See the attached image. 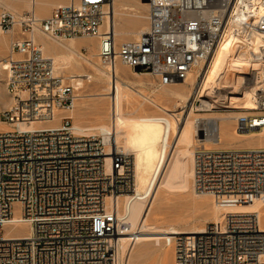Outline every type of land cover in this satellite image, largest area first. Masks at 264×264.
<instances>
[{"label":"built area","instance_id":"obj_1","mask_svg":"<svg viewBox=\"0 0 264 264\" xmlns=\"http://www.w3.org/2000/svg\"><path fill=\"white\" fill-rule=\"evenodd\" d=\"M147 2L148 29L121 43L111 27L114 0H67L46 18L1 11L0 28L13 35L10 55L0 61L14 102L1 115L12 129L0 131V264H126L120 240L131 225L120 214L118 198L136 191L132 157L115 139L107 143L101 134L77 133L70 114L82 86L56 73L38 35L60 42L96 38L104 65L119 61L148 73L157 89L202 70L232 18H239L237 31L246 42L264 36V0ZM257 101L258 112L236 118L237 131L264 127V91ZM57 116L56 127H29ZM195 189L264 199V149L198 150ZM17 223L28 224L30 235L7 236ZM166 240L174 247V264H264V231L256 213H228L221 226Z\"/></svg>","mask_w":264,"mask_h":264},{"label":"bare ground","instance_id":"obj_2","mask_svg":"<svg viewBox=\"0 0 264 264\" xmlns=\"http://www.w3.org/2000/svg\"><path fill=\"white\" fill-rule=\"evenodd\" d=\"M66 2L59 1L57 6L66 4ZM51 3L52 0H0V6L7 7L9 11L18 16L26 9L29 10L26 12L34 11L41 17L40 10L43 8L42 6L44 4L50 5ZM147 5L149 6V4ZM147 5L143 0H114L111 10V27H114L117 41L121 40L124 35L130 34V32L138 34L135 39L137 40L148 29V14L142 13L146 8L149 10ZM142 19H147V25L140 32L128 29L132 25L139 24ZM237 30H240L239 18H232L226 27L225 35L204 68L190 75L185 82L174 84V88H169L168 91H163L165 93L162 95L154 97L122 78L117 64L116 67L112 68L106 65L107 70L101 67L98 61L94 60V56H98V53L85 56L76 49L75 38L61 42L54 40L66 51L64 55L60 56L55 54V46L45 40L46 36L38 35L37 37V41L41 42L45 54L54 60L57 74L63 70L70 69L74 72L70 77H75L79 85H83L85 78L90 81L93 78V74L83 71L81 64L78 62L79 60L76 59L78 57L97 70L96 77L98 79L102 80L105 76L109 77L107 94L111 99V124L102 123L95 126H82L77 123L74 126L77 133L81 135H95L96 131H99L107 143L115 139L118 149L132 157L136 174V191L133 194H125L118 198L120 214H126L128 222L131 225L129 232L122 236L120 240V252L122 258L126 260V264H142L143 262L146 263V261H155L156 264H170L171 261L174 264V247L172 244L167 243L166 238L171 236V234L205 232L208 225H210L209 223L202 227H189L183 226L181 222H161L157 218L150 219V213L162 187L171 193L192 192L197 196L211 194L199 193L195 189V156L198 150L193 149V144L194 140L199 136V127L201 125L199 123H201L200 120L202 118L195 116L192 110L194 98L197 97L201 101V106L196 107L197 110L204 108L212 109L214 106L216 107L220 103H223L234 110H248L250 111L248 114L254 115L255 112H258L259 104L257 99L260 93L264 91V56L262 54L264 36L262 33H258L255 34V37L250 42H246L243 33ZM2 31L3 29L0 28V33ZM90 46L93 51L98 48L92 42ZM233 59L235 61L231 62ZM3 65V62H0V77L4 71ZM228 68L231 76L247 75L250 71L255 70V85H246L242 82L228 80L225 84H220L219 81L224 77ZM136 74H139V72L136 71ZM1 81L2 79H0ZM222 88L228 89V93L223 97L218 94V90ZM136 94L142 96L150 104L158 107L164 115L134 116L135 112L145 108L143 101L139 102L136 100ZM163 98L176 99L174 108L163 105ZM125 104L133 105L131 106L134 109L132 114L125 111ZM179 107L182 110L178 112ZM239 113L242 114L241 111ZM56 119H58V116ZM0 122V131L12 129V125L3 121ZM38 123L32 124L29 127H56H37ZM207 123L209 124L210 122ZM208 127H213V125H208ZM237 133L251 137H264V127L247 132L237 131ZM110 160L109 158L108 161L110 162ZM241 199L239 200L240 202ZM243 200L244 206L253 207V211L256 212L229 211L223 215L221 222L212 224L221 226L228 213H259L261 229L264 231V199L253 198L246 201L243 198ZM109 203L113 205V200L109 199ZM114 204L116 205V201H114ZM22 228L25 229L24 233H17ZM30 233L29 225L23 223H17L14 227L7 230V236L9 237H26ZM163 240L167 246V250L174 253L172 260L168 253H162L164 255L161 254L160 256L159 246H161ZM151 244L155 246L154 249H148L142 251L137 256H132L137 245L147 246Z\"/></svg>","mask_w":264,"mask_h":264},{"label":"rangeland","instance_id":"obj_3","mask_svg":"<svg viewBox=\"0 0 264 264\" xmlns=\"http://www.w3.org/2000/svg\"><path fill=\"white\" fill-rule=\"evenodd\" d=\"M146 5L148 4L147 0H143ZM49 4H44L41 12V17L44 12L47 11V7ZM148 6V5H147ZM149 7V6H148ZM2 10H9L7 7L0 6V13ZM52 10V8H51ZM29 10H23L26 12ZM148 8L144 9L142 13L148 14ZM21 13V14H22ZM20 14V15H21ZM147 25V19L140 20L139 24L132 25L128 29L130 31H138L140 32L144 29ZM16 30H20L17 27ZM138 34H134L130 32V34H126L122 37L121 40L117 41L119 43L125 41H133L137 38ZM45 38V37H44ZM13 35L9 32L2 31L0 33V59H4L10 55L11 52V43H12ZM86 39V38H83ZM96 39V38H94ZM46 41L50 42L55 46V54L56 55H64L66 51L60 46V44L54 40H50L45 38ZM97 40V39H96ZM98 41V40H97ZM40 42V41H39ZM91 42L88 43H76V49H78L81 53L85 56H91L93 53H98V46L95 44L96 50H92L90 46ZM94 60L98 61V64L106 68V65L102 63L99 56H94ZM78 62L81 64L82 69L85 73L93 74V78L89 81L87 78L84 79L83 85L79 90V98L76 101V107L74 111L71 112V115L74 116L73 121L75 124H80L82 126H95L104 124H111V99L109 98L108 87H109V77L105 76L102 80L98 79L96 76L97 70L86 63L84 60L76 57ZM235 59L231 60L234 62ZM1 62V61H0ZM109 67V66H108ZM117 67L120 71V76L124 78L126 81L134 85L136 88L146 92L148 95L160 96L162 95L163 91H168V89L174 88L166 87L157 89L155 79L148 73H140L136 74V71L132 70L128 66L120 63L118 61ZM108 70V68H106ZM74 73L70 69H66L61 71L58 75H65L71 76ZM6 74L5 70L2 72L0 79V121L1 115L5 110H7L13 104V96L9 93L7 84H6ZM255 77L256 72L255 70L250 71L247 75H240V76H231L229 74V68L225 72L224 77L220 79V84H225L228 81H238L242 82L246 85H255ZM87 79V80H86ZM178 84V83H177ZM188 89V88H186ZM106 95H100V94ZM228 93L227 88H222L218 90V94L222 97ZM136 100L139 102L145 103V108L143 110L135 112L134 116H158L164 115V113L156 106L150 104L149 102L145 101L142 96L136 94ZM142 97V98H141ZM208 98V97H206ZM194 105L192 103V110L195 113V116L202 118L200 120L201 124L199 127V136L197 139L194 140V150L199 149H208V148H264V137H251L248 135L238 134L236 131V118L242 113H246L247 115L250 111L248 110H234L229 108L226 104L220 103L218 106H214L212 109L204 108L201 110H197L196 107L201 106V101L199 98H194ZM199 99V100H198ZM210 99V98H209ZM141 100V101H140ZM176 99H165L163 98L162 104L174 108ZM173 101V102H172ZM133 105L125 104V111L127 113H131L134 110ZM179 107L178 112L182 110ZM238 111V112H237ZM58 115L62 113V111L56 112ZM4 122V121H3ZM59 122L58 119L54 121H47V122H39L37 127L40 126H57ZM203 122V123H202ZM205 122V124H204ZM207 122H210L209 124ZM1 125V122H0ZM206 125V127H205ZM208 125H213V127H208ZM95 135H99V131H96ZM130 152H132L130 150ZM200 195V194H199ZM242 198V199H241ZM246 196L243 193H230V194H204L197 196L192 192H178V193H171L168 192L167 189L161 188L155 204L152 208L150 213V219H159L161 222H181L183 226L189 227H202L204 225H208L209 223H219L221 222L223 215L229 211H253V207H246L244 206V200ZM254 198H262V197H254ZM241 199V202L239 201ZM243 200V201H242ZM242 206V207H241ZM244 206V207H243ZM258 213V212H257ZM259 214V213H258ZM152 217V218H151ZM25 229H20L17 233L21 234L24 233ZM154 245H137L133 251L132 256H137L142 251H146L148 249H154ZM160 249V256L162 253H168L171 260L173 256V251H168L167 246L164 244V240L162 241ZM173 249V248H172ZM162 254V255H164ZM153 259V258H152ZM174 260V258H173ZM174 263V262H173ZM142 264H156L155 261L153 262H143ZM159 264V263H157ZM170 264L172 262L170 261Z\"/></svg>","mask_w":264,"mask_h":264},{"label":"crops","instance_id":"obj_4","mask_svg":"<svg viewBox=\"0 0 264 264\" xmlns=\"http://www.w3.org/2000/svg\"><path fill=\"white\" fill-rule=\"evenodd\" d=\"M59 1L66 2L67 0H52V3L47 7V11L42 14V17H47L52 12V10L58 5L57 3ZM51 8H52V10H51ZM83 38H86V37L75 38L76 39V43L83 42V43H88L89 44L90 42H92V43L98 45V41L96 39H94V38H86V39H83Z\"/></svg>","mask_w":264,"mask_h":264}]
</instances>
